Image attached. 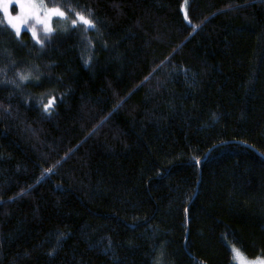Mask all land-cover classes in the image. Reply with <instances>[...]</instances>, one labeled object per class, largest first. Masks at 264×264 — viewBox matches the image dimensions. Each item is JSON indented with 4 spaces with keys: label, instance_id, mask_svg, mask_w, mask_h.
Returning a JSON list of instances; mask_svg holds the SVG:
<instances>
[{
    "label": "trees",
    "instance_id": "1",
    "mask_svg": "<svg viewBox=\"0 0 264 264\" xmlns=\"http://www.w3.org/2000/svg\"><path fill=\"white\" fill-rule=\"evenodd\" d=\"M44 1L0 14V264L264 258V0Z\"/></svg>",
    "mask_w": 264,
    "mask_h": 264
},
{
    "label": "snow or ice",
    "instance_id": "2",
    "mask_svg": "<svg viewBox=\"0 0 264 264\" xmlns=\"http://www.w3.org/2000/svg\"><path fill=\"white\" fill-rule=\"evenodd\" d=\"M8 7H9L8 4L2 5L3 11L5 13L6 23L8 26H11L13 29H15L16 36L19 37L22 29L14 21H17L20 24H26L28 16H35V11H32V10L38 11L39 9L44 8L45 6H44L42 0H41L40 4H36L34 2V0H27L26 3H20L19 4V7L21 9V14L18 15L17 17H14V18L8 16ZM25 9H28L29 11L27 13H25V11H24ZM68 11L72 12L73 10L69 9ZM51 16H59L61 18L67 19L65 12L61 11L60 8H58V7L48 9L47 13L45 14V18L43 20L40 19L39 16H35L36 23L45 25L43 28V33H44L45 37H47L48 34H50L52 32L51 27H49L46 23L47 19ZM185 18H187V17H185ZM3 23H4V21H0V24H3ZM71 23H72L73 27H75L78 23H83L84 25H88L89 27H95V25L92 24V22L90 20L86 19L80 13H76V19H73ZM87 30L88 29L86 28L85 31H87ZM24 31L26 32L27 29L25 28ZM32 38L36 41V43H42V41H40V39L38 38L35 27H33V29H32ZM19 79H20V81H25V80L29 79V76L28 75H20ZM17 86H19V85H17ZM53 103H54L53 100L48 101V103L44 106L45 112H48L50 110ZM231 251L233 254L232 259H233V261H236L237 264H264V261L259 260V259H257L256 261H246L245 258L242 256L241 252L239 251V249H236L235 247H233L231 249Z\"/></svg>",
    "mask_w": 264,
    "mask_h": 264
},
{
    "label": "rangeland",
    "instance_id": "3",
    "mask_svg": "<svg viewBox=\"0 0 264 264\" xmlns=\"http://www.w3.org/2000/svg\"><path fill=\"white\" fill-rule=\"evenodd\" d=\"M26 2H27V0H0V14H1L2 18L6 20L5 13H4L3 8H2V5L3 4H8L9 5V7H8V16L14 18V17H17L18 15L21 14V9L19 7V4L20 3H26ZM34 2L36 4H40L41 3V0H34ZM42 2L44 4V6H45L44 8H41L38 11L37 10H32V11H35V16H39V18L43 20L45 18V14L47 13V10L48 9H52V8H56V7L48 6L45 3L44 0H42ZM182 7H183V10H185L186 0H184V2L182 4ZM24 11H25V13H27L29 10L28 9H25ZM35 16H28V19H27V23L26 24H20L17 21H14V22H16L18 24V26L21 27V29H22L21 32H25L24 29L26 28L27 29L26 32L29 33L31 36H32V29H33V27H35V30H36L37 35H38L39 33H42L43 32V28H44L45 25L44 24H38V23H36ZM55 18H60V17L59 16H51V17H49L47 19L46 23H47V25L49 27H51L52 21ZM13 30L15 31V29H13ZM242 256L245 258L246 261H256L257 259L264 261V258H248L244 254H242ZM233 262H234V264H237L236 261H233Z\"/></svg>",
    "mask_w": 264,
    "mask_h": 264
}]
</instances>
